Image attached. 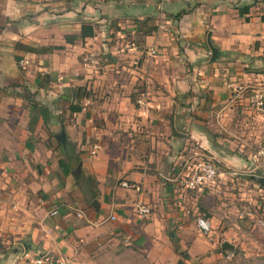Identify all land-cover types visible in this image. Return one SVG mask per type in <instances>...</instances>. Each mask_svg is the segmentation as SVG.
Here are the masks:
<instances>
[{
	"label": "crops",
	"instance_id": "obj_1",
	"mask_svg": "<svg viewBox=\"0 0 264 264\" xmlns=\"http://www.w3.org/2000/svg\"><path fill=\"white\" fill-rule=\"evenodd\" d=\"M84 22L94 35L66 42ZM92 53L96 67L85 60ZM257 90L264 94V0H0V264L38 253L67 264L234 257L215 249L234 245L236 230L219 225L204 188L174 180L190 148L230 169L220 178L244 168L258 176L255 156L235 151L264 145V117L249 107ZM31 100L49 113L47 135L40 112L28 130ZM172 119L184 136L172 134ZM139 200L149 214L135 211ZM198 209L207 232L193 219Z\"/></svg>",
	"mask_w": 264,
	"mask_h": 264
},
{
	"label": "rangeland",
	"instance_id": "obj_2",
	"mask_svg": "<svg viewBox=\"0 0 264 264\" xmlns=\"http://www.w3.org/2000/svg\"><path fill=\"white\" fill-rule=\"evenodd\" d=\"M250 89L251 88H248L246 90ZM249 107L254 110L256 115H259L250 104ZM254 121L256 120L254 119ZM46 128V124L42 126L44 135H47ZM48 140L50 141V138ZM235 151L244 157L255 156L256 168L254 173L258 176L250 177L251 171L244 168L239 171L240 173H238V175L226 174L224 176L225 179L218 177L214 181V184H216L214 187L210 186L204 188L206 191L204 194V197L206 198L205 202L207 201L208 204H210L208 207L210 206L209 208H212L210 209V212L218 220L217 222L220 226L222 224H230L233 226V229L236 230V233L234 234V245L240 249V253H237L234 257H215V259H211V263L264 264V204L262 197L264 195V186H260L257 181L259 175L264 177V145L258 143L253 146L237 147ZM194 153H196V150H191L190 148L188 149V152L186 150V154L182 156L185 158L188 155H193L195 157L215 160L206 152L199 151L197 155H194ZM95 154L91 153V156H94ZM218 165L220 170L225 169L230 171V169L224 164L218 163ZM178 188L184 189L183 186H178ZM200 198L196 199L197 205L199 206V209H204L206 207H203V197ZM199 209L193 215V219L197 220L198 217L207 218V208L205 211L201 212ZM215 249H221L220 245L217 244ZM178 257L179 259L182 258L183 254L179 253Z\"/></svg>",
	"mask_w": 264,
	"mask_h": 264
},
{
	"label": "built area",
	"instance_id": "obj_3",
	"mask_svg": "<svg viewBox=\"0 0 264 264\" xmlns=\"http://www.w3.org/2000/svg\"><path fill=\"white\" fill-rule=\"evenodd\" d=\"M149 55H155L156 49L150 48L148 50ZM92 66L96 67L99 63V58L95 53L90 54L85 58ZM28 59H22L19 63L27 64ZM237 90H240V86L235 87ZM137 103L140 106L144 105L143 100L138 99ZM249 104L254 108L259 114L264 117V94L261 91H254L249 96ZM264 134V128H263ZM98 149L97 145H94L91 153L95 154ZM197 155V153H194ZM180 167H184L183 173L178 174L175 177V184L177 186H183L185 189L189 190H199L202 188H208L214 184V181L221 176L222 172L219 166L211 159L203 157H195L193 155H188L187 157H181L178 160ZM124 187H129L130 185L126 181L120 182ZM137 189V188H136ZM263 204H264V195ZM264 210V205H263ZM135 211L139 215H147L150 213V207L147 204H144L140 200L135 204ZM58 208L55 206L51 211L50 215H57ZM198 228L207 232L209 230V222L204 217H198L196 220ZM25 255V254H24ZM23 264H67L68 262L63 258H53L46 253H38L32 256L25 255L23 258Z\"/></svg>",
	"mask_w": 264,
	"mask_h": 264
},
{
	"label": "trees",
	"instance_id": "obj_4",
	"mask_svg": "<svg viewBox=\"0 0 264 264\" xmlns=\"http://www.w3.org/2000/svg\"><path fill=\"white\" fill-rule=\"evenodd\" d=\"M86 3L87 2H91L93 0H84ZM185 13V10H181L180 12H178L174 18L175 19H179L181 17V15ZM94 35V27L91 23H87V22H84L81 24L80 26V30H79V33L78 34H73V35H66L65 36V40L66 42H69V43H72L74 40L76 39H80V40H84L86 37H92ZM27 52L29 53H46V52H50L52 51L53 49H57L59 47H44V46H36V47H33V46H23ZM77 90V89H76ZM80 91H75V97L76 98H84L85 96L88 95V93L86 92V90L82 93H80ZM75 98V99H76ZM30 110L32 112V116L30 117L29 119V122H28V130L30 132L33 131L34 129V126L36 125L37 123V119H38V114H36L37 112H40L43 114V124H45L47 122V118H49V113L47 112V109L46 107H43L42 105H40L38 102H36L35 100H31L30 102ZM69 109L70 111L72 112H76V111H79L81 108L79 106V100H75L74 102H71L69 104ZM61 164L62 161H60ZM67 173V171L65 172ZM257 181H258V184L260 186H264V184H262L260 181H259V177H257ZM176 264H187L185 259L182 257L180 259H178L177 263Z\"/></svg>",
	"mask_w": 264,
	"mask_h": 264
},
{
	"label": "water",
	"instance_id": "obj_5",
	"mask_svg": "<svg viewBox=\"0 0 264 264\" xmlns=\"http://www.w3.org/2000/svg\"><path fill=\"white\" fill-rule=\"evenodd\" d=\"M208 38H209V37H208ZM208 44H209V46H210V48H211V60H215L216 58H218L219 51H218V49H216L215 47H213V46L211 45L209 39H208ZM171 130H172V134H173L174 136H181V137L184 136L183 133H180V132H178V131L175 129V127H174V123H173V119L171 120ZM56 137H57L59 140H64V139H65L64 131L61 130V131L56 135ZM259 181H260L262 184H264V177H262V176L259 177ZM93 204L96 205L95 200L93 201ZM221 248H222V250H223V254H224L225 256L228 255L227 252H226L227 250L232 249V250H234V253H235V254L238 253V251H239L238 248H236L233 244H231V243L228 242V241H223V242L221 243ZM184 256H185V258H187V255H186V254H185Z\"/></svg>",
	"mask_w": 264,
	"mask_h": 264
}]
</instances>
